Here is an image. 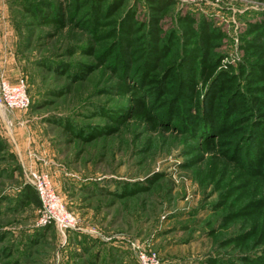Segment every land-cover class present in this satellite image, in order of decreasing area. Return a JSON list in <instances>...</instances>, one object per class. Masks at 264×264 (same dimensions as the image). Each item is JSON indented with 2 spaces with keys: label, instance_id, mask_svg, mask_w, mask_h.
Segmentation results:
<instances>
[{
  "label": "rangeland",
  "instance_id": "374dc122",
  "mask_svg": "<svg viewBox=\"0 0 264 264\" xmlns=\"http://www.w3.org/2000/svg\"><path fill=\"white\" fill-rule=\"evenodd\" d=\"M21 77L0 264H264V0H0V81Z\"/></svg>",
  "mask_w": 264,
  "mask_h": 264
},
{
  "label": "built area",
  "instance_id": "2783aa9c",
  "mask_svg": "<svg viewBox=\"0 0 264 264\" xmlns=\"http://www.w3.org/2000/svg\"><path fill=\"white\" fill-rule=\"evenodd\" d=\"M189 1V0H184ZM31 98L26 80L21 77L18 82L11 83L6 78L0 81V103L7 109H24L30 105ZM30 181L34 185L41 203L44 217L51 220L60 233L78 229L79 221L69 211L60 196L55 192L48 174L31 171ZM141 264H155V258L139 251Z\"/></svg>",
  "mask_w": 264,
  "mask_h": 264
}]
</instances>
